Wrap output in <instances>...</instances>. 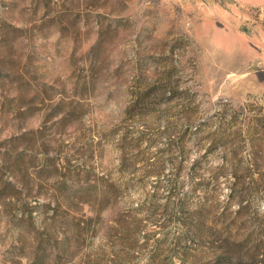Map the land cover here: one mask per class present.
<instances>
[{"label":"rangeland","instance_id":"1","mask_svg":"<svg viewBox=\"0 0 264 264\" xmlns=\"http://www.w3.org/2000/svg\"><path fill=\"white\" fill-rule=\"evenodd\" d=\"M152 255L264 264V0H0V264Z\"/></svg>","mask_w":264,"mask_h":264},{"label":"trees","instance_id":"2","mask_svg":"<svg viewBox=\"0 0 264 264\" xmlns=\"http://www.w3.org/2000/svg\"><path fill=\"white\" fill-rule=\"evenodd\" d=\"M60 103L58 102L57 105L60 107ZM58 107V108H59ZM57 113H60L59 111L55 112V115ZM17 155L19 156L18 158H21V151L17 152ZM241 182L239 181V179L237 178V176L234 177V180L231 184L230 187V201H235L237 203V205L239 206V208L241 207V204L243 202V198L240 194H235V189L238 188L239 190L242 189L241 187ZM72 198L73 199H77V200H82V201H86L85 198L89 197L90 202H95V201H99L101 202L104 199V192H73L72 193ZM99 212H96V216L98 215ZM92 220H94L92 217L87 221V224H89ZM89 227V226H88ZM44 252H46V250H44ZM228 255V254H227ZM221 257V255H220ZM156 257L155 256H150L148 264H153L155 262ZM222 260L224 261V264H232V258L231 257H224L222 258Z\"/></svg>","mask_w":264,"mask_h":264}]
</instances>
